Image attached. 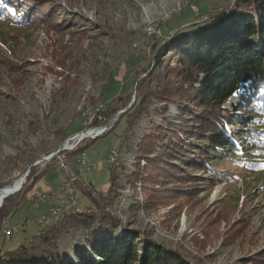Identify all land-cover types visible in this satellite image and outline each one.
Returning <instances> with one entry per match:
<instances>
[{
	"label": "rangeland",
	"instance_id": "1",
	"mask_svg": "<svg viewBox=\"0 0 264 264\" xmlns=\"http://www.w3.org/2000/svg\"><path fill=\"white\" fill-rule=\"evenodd\" d=\"M52 1L62 5V8L57 6L53 18L28 25L0 19V190L33 167L22 187L27 185L56 158L25 190L19 208L7 218L13 236L9 240L0 237V247L13 248L41 228L35 218L48 211L49 203L39 200L37 194L54 191L67 181V171L59 162V156L65 155L56 153L47 161L43 160L62 147L66 139L86 128L84 125L89 117L83 113L79 115V110L86 105L88 108L84 111L88 114L91 103L109 102L128 89L131 102L137 92L140 96L149 95L146 109L135 118L134 127L128 132L130 138L124 142L128 147L119 148L126 128V118L122 117L112 130L95 138L85 148L84 153L88 161L95 164V169L84 168L81 180L91 183L96 190H106L110 182L108 151L120 149V162L125 163L126 168L135 167L139 162L149 178L145 190L140 181L133 184L122 181L118 197L107 205V209L129 227L148 233L160 244L196 264H264V169L255 172L244 165L228 164L222 169L231 176L226 181L216 182L208 181L210 174L196 169L192 163L180 162L176 170L172 169L174 176L170 180V176H162L163 181L159 183L157 173L161 168L157 163L150 160L148 168L144 159L138 157L137 144L152 131L150 128H156L155 124H164L163 116L178 122L174 102L152 96L154 84L155 90H159L156 95L167 100L178 94L191 98L195 90L190 91V88L198 86L194 81L195 73L184 76V80L179 78L177 56L173 52H161L166 40L162 36L169 38L166 34L172 36L175 30L186 26L182 20L191 16V12L200 14L204 9L206 14L196 21L207 20V15L223 11L236 0H201L199 5L196 0ZM43 6L36 9L38 19L51 10L53 4L49 2ZM2 11L6 17L10 13L5 8ZM73 14L80 19L77 29L88 27L82 38L79 30L71 31ZM178 23L182 24L179 28L167 29H173ZM72 49L81 59V68L74 82L65 83L56 60L63 61ZM163 59L164 64L159 66L163 67L162 71H155V66ZM169 64L172 67H166ZM111 71L114 77L110 78ZM151 71L154 78L147 81ZM128 73H132L134 82L130 78L124 81ZM74 76V72L70 74V81ZM225 106L233 109L237 106V98L231 96ZM126 108L111 110L110 118L98 123L112 126ZM165 108L166 113L163 112ZM238 109L239 106L235 115L244 116L243 110ZM189 125L187 131L194 134L190 147L194 145L198 150L203 144L200 142L201 125L190 122ZM230 127L237 131L239 122H232ZM163 144L152 138L148 143L150 149H154L150 157ZM159 193V198H155ZM77 196L81 205L89 204L81 191ZM151 201L158 204L148 205L154 203ZM72 243L79 246L75 241Z\"/></svg>",
	"mask_w": 264,
	"mask_h": 264
},
{
	"label": "trees",
	"instance_id": "2",
	"mask_svg": "<svg viewBox=\"0 0 264 264\" xmlns=\"http://www.w3.org/2000/svg\"><path fill=\"white\" fill-rule=\"evenodd\" d=\"M196 1L199 2L198 5L201 2ZM49 2L53 7L38 19L35 15L36 9H42ZM4 3L6 7H0V19H8L18 25L53 18L57 6L62 8L60 3L52 0H4ZM230 5L223 11L207 15V20L196 21L206 14L204 9L200 14L191 12V16L182 20L186 26L179 28L182 24L178 23L173 29L167 27L169 30L179 28L172 36L166 34L169 38L162 34L166 40L161 52H173L177 56L179 78L184 80V76L195 73L194 81L198 86L190 88V91L195 90L191 98L178 94V97L169 100L156 95L159 91L158 88L155 90L156 84L152 87V96L161 101L174 102L178 113V122L163 116L164 124H155L156 128H150L152 131L137 144L140 151L138 157L144 159L147 167H150L148 162L152 160L161 168L159 173L155 172L159 183L163 181L162 176H170V180L180 162L192 163L196 169L210 174L208 181L216 182L226 181L231 176L222 169V166L228 164L244 165V168L255 172L264 169V0H236ZM2 8H11L13 11L6 17ZM73 16L74 20L70 22L71 31L79 30L82 38L88 27L77 29L80 19L78 15ZM165 31L166 29L163 32ZM88 37L92 38V35ZM164 60L158 62L155 71H162L163 67L159 66L164 64ZM56 61L60 68L59 74L65 83L74 82L79 77L81 59L73 49L68 50L63 61ZM171 65H175V62ZM172 66L169 64L166 67ZM153 71L147 76V81L153 80ZM73 72L75 76L70 81L69 76ZM111 77H114L113 71L110 72ZM129 78L134 82L132 73H128L124 81L127 82ZM106 83L102 85L100 99ZM128 94L127 89L109 102L98 100L91 103H105L101 114L106 120L110 118L113 112L111 110H121L129 104L107 130H112L122 117L126 118V128L119 148L128 147L125 144L130 138L128 132L134 127L132 123L135 118L146 109L149 97L140 96L137 92L135 100L131 102V94ZM231 96L237 98V106L240 107L238 110H243L244 116L235 115L237 106H233V109L225 106ZM85 107L87 106L84 105L83 109ZM81 112L79 110V115ZM163 112L166 113V108ZM96 122L97 119H94L89 125ZM150 122L153 123L152 120ZM189 122L191 125H201L200 142L203 144L198 150L194 145L192 149L190 147L194 134L187 131ZM232 122H239L240 129L234 131L230 127ZM65 130L66 128L63 135L66 138ZM95 138H88L72 149H64L57 154L65 155L70 163H74L73 159ZM150 138L157 139L158 143L164 142L153 157L150 154L154 149H150L152 147L148 145ZM55 159L46 164L27 185L3 199L0 205V236L3 220L17 211L24 199L25 190L52 166ZM122 164L119 160L110 164V182L106 190H96L91 183L83 185L77 182L82 195L89 200V204L85 205L86 209L82 212L65 211L53 224L41 226L31 238H25L13 248H0V264H196L176 250L160 244L148 233L129 227L121 217L107 209V205L118 197V188L123 187L122 181L130 184L140 181L142 186L144 183L143 190L146 187L145 182L149 181L139 162L134 164L133 170ZM32 168L30 167V172ZM159 196L160 193L155 198ZM151 202L154 203L148 205L152 204L153 207L158 204L156 201ZM74 241L79 246L73 244Z\"/></svg>",
	"mask_w": 264,
	"mask_h": 264
},
{
	"label": "built area",
	"instance_id": "3",
	"mask_svg": "<svg viewBox=\"0 0 264 264\" xmlns=\"http://www.w3.org/2000/svg\"><path fill=\"white\" fill-rule=\"evenodd\" d=\"M89 106L91 107V109L87 111L88 114H86V112L84 111V109L88 108V106L85 107L81 112L84 116L89 117V121L86 125H84L86 128L72 136V143L66 149H72L76 146V144H78L85 138H95L101 136L111 126L105 124L100 125L98 123L104 120L101 111L103 108H105V103L98 102L95 105ZM94 119H97L96 124L98 123L99 125H89ZM90 130H93V133L88 135L87 132H89ZM79 133H83L82 136H79ZM119 150L117 148H112L108 151L106 158L108 163L112 164L117 162L118 160H121V152ZM48 157L49 156L44 157L43 162L47 161L49 159ZM59 158L61 168L67 171V181L64 184L60 185L59 188L54 191L42 192L37 194L39 200L49 203L48 211L41 213L38 217H36V222H39V224L43 226L52 224L57 221L61 214L65 211L74 210L76 212H82L86 209L85 205L80 204L79 197L77 196L78 191H81L77 186V182H81V184L83 185H88V182L81 180L80 174L84 168L95 169V164L88 161L84 151L79 152L76 158L73 159L74 163H70V161L65 157L59 156ZM1 224L2 231L8 233L9 231L7 230V219H4Z\"/></svg>",
	"mask_w": 264,
	"mask_h": 264
},
{
	"label": "water",
	"instance_id": "4",
	"mask_svg": "<svg viewBox=\"0 0 264 264\" xmlns=\"http://www.w3.org/2000/svg\"><path fill=\"white\" fill-rule=\"evenodd\" d=\"M82 134H83V133H79L78 135H79V136H82ZM72 139H73L72 137H71L70 139H66V142L63 144V146L60 147V148H58V149L55 150L54 152L50 153L51 155L49 154V157H48V158H51V157L55 156L56 153L60 152L61 150L63 151V149H66V148H67L66 145H67L68 142H70ZM74 139H75V138H74ZM28 172H29V168H28V169H27V170H26V171L20 176V178H22L23 181H25V178H26ZM23 181H22V182H21L16 188H14L12 191H10V192H6V193L4 194L3 197H7V196H9V195H11V194L17 192V191L22 187ZM1 203H2V201H1ZM1 203H0V205H1ZM35 221H36V218H35ZM36 223H37V222H36ZM38 223H39V222H38ZM38 223H37V224H38ZM52 224H53V223H52ZM49 225H51V224H49ZM39 226H43V225H40V224H39ZM44 226H46V225H44ZM22 228L24 229L23 226H22ZM1 229H2V227H1ZM7 230L9 231L8 233H5V232L2 231V234H1V236H0V237H2L4 240H9V239H11L12 236H13V231H12L11 229H9V227H8V219H7ZM10 231H11V232H10ZM0 248H2V247H0Z\"/></svg>",
	"mask_w": 264,
	"mask_h": 264
},
{
	"label": "bare ground",
	"instance_id": "5",
	"mask_svg": "<svg viewBox=\"0 0 264 264\" xmlns=\"http://www.w3.org/2000/svg\"><path fill=\"white\" fill-rule=\"evenodd\" d=\"M93 130H90L89 132H87L88 135L92 134ZM72 141L68 142V144L66 145L67 147H69L71 145ZM23 181L22 178L18 177L16 180H14L9 186L4 187L3 189L0 190V203L1 201H3V199L5 197L4 194L6 192H10L12 191L14 188H16L21 182ZM2 204V203H1Z\"/></svg>",
	"mask_w": 264,
	"mask_h": 264
},
{
	"label": "snow or ice",
	"instance_id": "6",
	"mask_svg": "<svg viewBox=\"0 0 264 264\" xmlns=\"http://www.w3.org/2000/svg\"><path fill=\"white\" fill-rule=\"evenodd\" d=\"M0 7H6V5H5V3H4V0H0ZM8 11H9V12H12L13 9L8 8Z\"/></svg>",
	"mask_w": 264,
	"mask_h": 264
}]
</instances>
